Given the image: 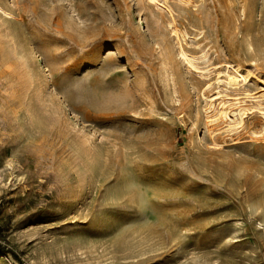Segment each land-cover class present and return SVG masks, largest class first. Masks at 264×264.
Masks as SVG:
<instances>
[{
  "label": "rangeland",
  "instance_id": "rangeland-1",
  "mask_svg": "<svg viewBox=\"0 0 264 264\" xmlns=\"http://www.w3.org/2000/svg\"><path fill=\"white\" fill-rule=\"evenodd\" d=\"M259 74L264 0H0V264H264Z\"/></svg>",
  "mask_w": 264,
  "mask_h": 264
},
{
  "label": "bare ground",
  "instance_id": "bare-ground-1",
  "mask_svg": "<svg viewBox=\"0 0 264 264\" xmlns=\"http://www.w3.org/2000/svg\"><path fill=\"white\" fill-rule=\"evenodd\" d=\"M151 1H157V0H151ZM174 31H175V29H174ZM177 33H179V32H177ZM181 53L184 57L188 58V63H191L193 66H196L195 64H193V61L191 60V58H189V56L185 52L184 48H182V47H181ZM194 68L196 70V67H194ZM206 72L208 73V71H206ZM223 73H224V76L218 75L216 77V80H215L216 86H212V84L209 82L206 89L204 90V91H206V93H204V94L202 93L203 97L206 100V102L208 103V107L210 108V110L211 109L213 111L217 110L220 113V116L227 118V119L229 118V119H234V120L239 119V118L243 119L242 117L244 116L243 114L245 113L246 108L245 107L243 108L241 106L242 105L241 103L243 101L252 100V99H255L257 97H255L254 95H251V93L250 94H244L243 92L242 93L244 95H242V96H232L231 94H228L227 90L226 91L221 90V88L222 87L223 88H230L232 86L237 87V86H239L240 81H244V83H245V81H247V79H249V76L252 72L248 67H244V66H241L239 64H227L226 70ZM259 76H260V79L264 82V75L259 74ZM211 86L216 90L214 93L209 94V92H207V91L211 92V89H213V88H211ZM228 86H230V87H228ZM99 88H101V87L96 88V90H92L93 92H91V91L87 92L85 94V96L87 98H95L96 101H98V100L100 102L103 101V99L106 98L105 95L107 96V93L102 90L103 87L101 89H99ZM86 97H85V99H86ZM107 97H109V96H107ZM106 99H104V100H106ZM88 101H89V99H88ZM93 101H94V99H93ZM259 102H260V100H259ZM245 104H247V103H245ZM230 105H233V106H230ZM258 108L260 110V113H262V115L264 117L263 105H262V107H258ZM238 121H240V120H238Z\"/></svg>",
  "mask_w": 264,
  "mask_h": 264
}]
</instances>
